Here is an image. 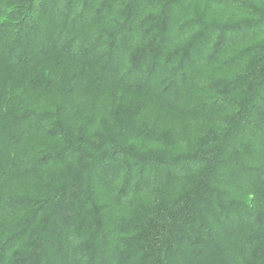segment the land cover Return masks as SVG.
<instances>
[{"label": "trees", "instance_id": "obj_1", "mask_svg": "<svg viewBox=\"0 0 264 264\" xmlns=\"http://www.w3.org/2000/svg\"><path fill=\"white\" fill-rule=\"evenodd\" d=\"M0 264H264V0H0Z\"/></svg>", "mask_w": 264, "mask_h": 264}, {"label": "rangeland", "instance_id": "obj_2", "mask_svg": "<svg viewBox=\"0 0 264 264\" xmlns=\"http://www.w3.org/2000/svg\"><path fill=\"white\" fill-rule=\"evenodd\" d=\"M212 7L213 8H211V11H210L211 15L216 16V17L219 16V17L230 18L229 17L230 13L228 11L220 10V8H217L216 6H212ZM218 10H219V12H217ZM230 19H232V18H230Z\"/></svg>", "mask_w": 264, "mask_h": 264}]
</instances>
